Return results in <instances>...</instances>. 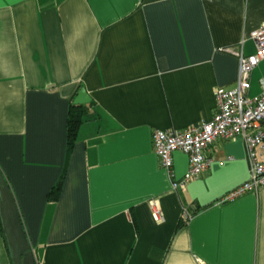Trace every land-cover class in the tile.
Listing matches in <instances>:
<instances>
[{
    "label": "crops",
    "instance_id": "1",
    "mask_svg": "<svg viewBox=\"0 0 264 264\" xmlns=\"http://www.w3.org/2000/svg\"><path fill=\"white\" fill-rule=\"evenodd\" d=\"M263 22L264 0H0V264H264V185L221 202L248 179L242 139L214 142L183 190L152 145L212 119ZM262 82L264 60L248 96Z\"/></svg>",
    "mask_w": 264,
    "mask_h": 264
},
{
    "label": "built area",
    "instance_id": "2",
    "mask_svg": "<svg viewBox=\"0 0 264 264\" xmlns=\"http://www.w3.org/2000/svg\"><path fill=\"white\" fill-rule=\"evenodd\" d=\"M255 50L250 55L242 51L235 55L239 70L235 86L219 88L215 93L216 108L211 120L184 129L155 130L152 136L153 151L161 168L171 178L173 190H183L189 182L206 172L212 160L207 156L210 146L217 140H232L240 137L244 143L248 165L246 182L228 192L221 202L233 200L245 193L255 192L264 185V83L261 93L248 96L250 76L253 69L264 60V22L249 34ZM182 152L187 156L188 168L182 178L175 180L172 174L173 153ZM231 160L232 157H227ZM149 207L154 221H162V212L155 200ZM190 214L183 210L182 220L188 221Z\"/></svg>",
    "mask_w": 264,
    "mask_h": 264
},
{
    "label": "trees",
    "instance_id": "3",
    "mask_svg": "<svg viewBox=\"0 0 264 264\" xmlns=\"http://www.w3.org/2000/svg\"><path fill=\"white\" fill-rule=\"evenodd\" d=\"M85 116L86 110L84 109L83 105H75L73 103L70 104L66 125V146L68 151L73 147L76 141L77 131L80 125L83 123ZM61 179L62 176L53 189L49 192L47 197L49 201L56 200L61 186Z\"/></svg>",
    "mask_w": 264,
    "mask_h": 264
},
{
    "label": "water",
    "instance_id": "4",
    "mask_svg": "<svg viewBox=\"0 0 264 264\" xmlns=\"http://www.w3.org/2000/svg\"><path fill=\"white\" fill-rule=\"evenodd\" d=\"M73 103L75 105H85V104H89L90 103V98L87 96V94L85 93L84 89H81L77 93Z\"/></svg>",
    "mask_w": 264,
    "mask_h": 264
}]
</instances>
